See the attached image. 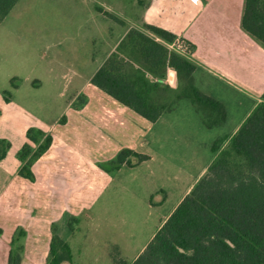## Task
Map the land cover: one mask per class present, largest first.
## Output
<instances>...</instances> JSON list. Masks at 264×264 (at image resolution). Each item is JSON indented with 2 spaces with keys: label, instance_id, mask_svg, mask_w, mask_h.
I'll list each match as a JSON object with an SVG mask.
<instances>
[{
  "label": "crops",
  "instance_id": "crops-1",
  "mask_svg": "<svg viewBox=\"0 0 264 264\" xmlns=\"http://www.w3.org/2000/svg\"><path fill=\"white\" fill-rule=\"evenodd\" d=\"M146 1L141 25L165 29L195 46L190 58L197 66L195 85L227 111L226 121L213 129L200 119L196 124L209 132L220 130L209 145L221 139V145H227L264 93V48L242 29L244 0ZM94 74L87 83L90 92H77L65 111L51 119L41 118L16 100L20 87L0 90V140L10 143L0 160V264H8L19 230L25 232L18 242L24 248L21 264H48L53 228L70 246L72 264H132L214 160L210 146L211 158L203 164L202 148L195 145L185 162L195 169L174 207L163 216L169 198L166 185L171 187L172 180L179 185L182 180L177 170L172 179L175 148L161 143L162 137L154 145H139L141 117L94 87ZM41 87L39 81L31 83L32 90ZM175 112L161 116L154 129L172 127L168 116ZM31 128L53 138L50 149L33 165L34 183L19 175L18 159ZM123 150L148 160L114 170L112 163ZM161 193L166 198L156 200Z\"/></svg>",
  "mask_w": 264,
  "mask_h": 264
},
{
  "label": "trees",
  "instance_id": "trees-1",
  "mask_svg": "<svg viewBox=\"0 0 264 264\" xmlns=\"http://www.w3.org/2000/svg\"><path fill=\"white\" fill-rule=\"evenodd\" d=\"M19 1L0 0V25ZM241 26L264 48V0H244ZM144 28L151 36L131 29L94 74L92 85L150 123L188 100L207 129L222 125L227 119L224 104L195 85L197 66L190 59L195 46L181 40L187 48L183 55L168 47L177 41L173 33L151 25ZM26 136L28 143L18 153L19 175L34 183L33 165L50 149L53 138L35 128ZM223 142L212 146L215 157L207 173L132 264H264V93L228 144ZM9 148L8 141L0 140V160ZM146 160L145 155L123 150L112 168ZM24 237L23 230L14 237L8 264H21L24 248L18 242ZM48 264H72L71 248L56 228Z\"/></svg>",
  "mask_w": 264,
  "mask_h": 264
},
{
  "label": "rangeland",
  "instance_id": "rangeland-1",
  "mask_svg": "<svg viewBox=\"0 0 264 264\" xmlns=\"http://www.w3.org/2000/svg\"><path fill=\"white\" fill-rule=\"evenodd\" d=\"M146 2L20 0L0 26V90L12 92L20 87L16 100L23 101L38 116L51 119L61 115L77 92H90V87H87L89 77L131 29L151 36L139 23ZM98 9L108 12L120 22L104 16ZM141 27L143 30L139 29ZM35 81L42 83L39 90L31 89V83ZM173 111L176 112L168 116L172 127L167 125L165 129L159 125L154 129V123L139 118L138 128L139 145H154L157 137H162L159 138L161 143L166 141L175 148L172 154L177 164L171 167L172 179L177 170L181 172L178 175L182 180L179 185L174 180L171 187L166 185L169 198L161 212L163 216L174 207L191 177L190 171L195 169L185 165L195 145L201 146L203 164H207L211 158L209 140L220 133V130L209 132L196 124L202 116L188 100L177 102ZM138 182L142 183L141 178ZM161 198H166L165 193L159 194L156 200ZM89 264L111 263L101 261Z\"/></svg>",
  "mask_w": 264,
  "mask_h": 264
},
{
  "label": "built area",
  "instance_id": "built-area-1",
  "mask_svg": "<svg viewBox=\"0 0 264 264\" xmlns=\"http://www.w3.org/2000/svg\"><path fill=\"white\" fill-rule=\"evenodd\" d=\"M170 49L178 52V53H181L184 55V53H186V46H185V43L181 40H177L174 44L172 45H169L168 46ZM177 47V48H175Z\"/></svg>",
  "mask_w": 264,
  "mask_h": 264
}]
</instances>
